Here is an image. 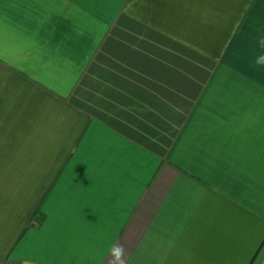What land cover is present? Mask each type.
I'll list each match as a JSON object with an SVG mask.
<instances>
[{"label": "crops", "instance_id": "0c3cea01", "mask_svg": "<svg viewBox=\"0 0 264 264\" xmlns=\"http://www.w3.org/2000/svg\"><path fill=\"white\" fill-rule=\"evenodd\" d=\"M264 0H0V264H264Z\"/></svg>", "mask_w": 264, "mask_h": 264}, {"label": "clouds", "instance_id": "9594fccd", "mask_svg": "<svg viewBox=\"0 0 264 264\" xmlns=\"http://www.w3.org/2000/svg\"><path fill=\"white\" fill-rule=\"evenodd\" d=\"M257 44L261 49H264V37L257 40ZM254 64L257 67L264 68V51L254 58ZM111 260L110 264H125L126 249L122 244L114 245L109 249Z\"/></svg>", "mask_w": 264, "mask_h": 264}, {"label": "built area", "instance_id": "2783aa9c", "mask_svg": "<svg viewBox=\"0 0 264 264\" xmlns=\"http://www.w3.org/2000/svg\"><path fill=\"white\" fill-rule=\"evenodd\" d=\"M2 264H15V263H13L12 261H5Z\"/></svg>", "mask_w": 264, "mask_h": 264}]
</instances>
